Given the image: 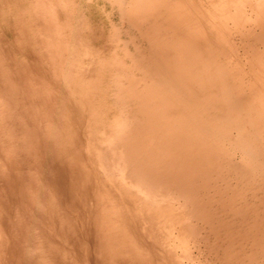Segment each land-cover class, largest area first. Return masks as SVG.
Returning <instances> with one entry per match:
<instances>
[{
  "label": "rangeland",
  "instance_id": "rangeland-1",
  "mask_svg": "<svg viewBox=\"0 0 264 264\" xmlns=\"http://www.w3.org/2000/svg\"><path fill=\"white\" fill-rule=\"evenodd\" d=\"M263 5L0 0V264H264Z\"/></svg>",
  "mask_w": 264,
  "mask_h": 264
},
{
  "label": "bare ground",
  "instance_id": "bare-ground-1",
  "mask_svg": "<svg viewBox=\"0 0 264 264\" xmlns=\"http://www.w3.org/2000/svg\"><path fill=\"white\" fill-rule=\"evenodd\" d=\"M262 1V0H261ZM264 6V5H263ZM125 7V6H124ZM126 24V23H125ZM207 34V33H206ZM206 38V37H205ZM204 40V39H203ZM210 41V40H209ZM205 45V44H204ZM200 49V48H199ZM220 51V50H219ZM171 70H172V68H171ZM160 80V79H159ZM172 81V80H171ZM160 82V81H159ZM173 82V81H172ZM230 96V95H229ZM235 96V95H234ZM235 101V100H234ZM242 102V101H241ZM229 105V104H228ZM233 105V104H232ZM230 106V105H229ZM228 107V106H227ZM234 107V106H233ZM242 107V106H241ZM229 108V107H228ZM235 108V107H234ZM236 110H237V107L235 108ZM240 109V108H239ZM231 110V109H230ZM232 110H234V109H232ZM241 110V109H240ZM228 114V113H227ZM230 114V113H229ZM241 115V114H240ZM244 115V114H243ZM232 116V115H231ZM226 117H227V115H226ZM229 119V118H228ZM225 120V119H224ZM227 120V119H226ZM232 120V119H231ZM224 122V121H223ZM233 122V121H232ZM244 122V121H243ZM229 123V122H228ZM248 123V122H247ZM249 125V124H248ZM246 127H248V126H246ZM250 128V127H249ZM245 129V128H244ZM243 129V130H244ZM242 130V131H243ZM250 138V137H249ZM252 138V137H251ZM250 138V139H251ZM258 138V137H257ZM252 140V139H251ZM254 140V139H253ZM248 142H249V140H247ZM255 141V140H254ZM232 142V141H231ZM256 142H258V141H256ZM233 143V142H232ZM251 143V142H250ZM260 143V142H259ZM254 144V143H253ZM252 144V145H253ZM261 144V143H260ZM246 145V144H245ZM254 146V145H253ZM262 146V145H261ZM248 150V149H247ZM251 152V151H250ZM248 153H249V151H248ZM251 154V153H250ZM249 154V155H250ZM254 154H256V153H254ZM246 155V154H245ZM259 155H260V153H259ZM251 156V155H250ZM254 157V156H253ZM248 158V157H247ZM250 159V158H249ZM260 161H261V159H260ZM259 163V162H258ZM262 163H264V161H262ZM250 165H252L253 166V163L252 164H250ZM264 165V164H263ZM154 166V165H153ZM257 166V165H256ZM261 167V166H260ZM263 169V168H262ZM181 172V171H180ZM246 172V171H245ZM260 174V173H259ZM256 175V174H255ZM252 176H254V175H252ZM194 177V176H193ZM262 177V176H261ZM264 177V176H263ZM193 179V178H192ZM260 180V179H259ZM252 183V182H251ZM260 187V186H259ZM256 188V187H255ZM254 188V189H255ZM263 194V193H262ZM264 197V196H263ZM262 205V204H261Z\"/></svg>",
  "mask_w": 264,
  "mask_h": 264
}]
</instances>
